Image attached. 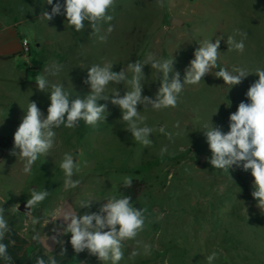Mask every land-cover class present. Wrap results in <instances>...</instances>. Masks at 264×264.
Masks as SVG:
<instances>
[{
	"label": "rangeland",
	"instance_id": "rangeland-1",
	"mask_svg": "<svg viewBox=\"0 0 264 264\" xmlns=\"http://www.w3.org/2000/svg\"><path fill=\"white\" fill-rule=\"evenodd\" d=\"M57 2L64 4V0H53V5ZM53 5L42 2L31 23V55L28 64H23L28 83L18 73L0 81V137L8 141L0 155V207L5 209L8 225L14 214L26 215L31 209L34 219H40L60 201L83 215L97 212L106 203L102 199L119 198V185L131 175L96 169L100 160L107 164L109 159H127L128 164L137 165L174 156L144 176H131L143 179L140 200L150 210L144 213V230L135 240L124 242V255L118 264H208L206 258L213 252L217 257L212 264H264V210L252 196L254 178L242 167L233 166L229 173L213 168L202 132L211 124L224 133L230 130V114L237 111L240 102H248L246 92L258 80L255 70L264 69V0H115V9L110 11L114 19L109 22L113 30L107 32L109 23L102 24L100 34L107 37L104 42L88 22L84 30L75 31L63 9L50 21L40 17L44 11L50 13ZM184 14L188 23L183 25ZM173 18L181 22L174 23ZM238 33H246V38ZM38 36L45 41L42 49L37 47ZM229 36L237 42L243 39L242 52L227 43ZM216 39L221 40L219 67L199 84H185L176 107L155 110L137 106L140 116L146 118L140 126L153 129L151 145L145 147L132 139L119 107L98 101L107 104L105 122H98L88 133L78 132V125L54 128L53 147L37 159L31 172H24L26 161L19 154H11L14 133L29 102H35L46 117L52 84L63 85L70 99L83 98L90 90L84 83L88 68L111 63L113 71L119 72L131 62H142L148 53L157 59L174 57V70L183 81L195 49L204 41L214 43ZM54 64L59 65L55 75L49 71ZM220 67L229 72L239 67L253 74L231 86L215 77ZM143 71L142 95L155 98L160 86L158 73L150 65ZM39 75L48 81L45 92L36 87ZM128 76L131 78L130 72ZM117 89L122 96L131 87L110 82L105 94ZM160 127L172 133V139L161 133ZM163 148L167 151L162 153ZM65 153H71L80 165L72 177L80 184L68 190L59 167ZM32 190H47L49 195L23 212L21 207L27 205ZM85 199L93 200L92 206L79 208ZM145 245H150V250L145 251ZM134 250L139 255L130 258ZM105 263L112 264L110 260Z\"/></svg>",
	"mask_w": 264,
	"mask_h": 264
},
{
	"label": "clouds",
	"instance_id": "clouds-1",
	"mask_svg": "<svg viewBox=\"0 0 264 264\" xmlns=\"http://www.w3.org/2000/svg\"><path fill=\"white\" fill-rule=\"evenodd\" d=\"M46 3L53 5V0H46ZM62 9L68 25L74 27L75 31L84 30L85 22H88L99 40L106 41V35L100 33L102 24L114 19L110 11L115 9V0H64L63 5L57 2L52 6L50 13L44 11L40 17L50 21L54 16L61 14ZM112 30L109 23L107 32L110 33ZM238 34L244 38L247 35L246 33ZM227 43L241 52L245 47L243 39L237 42L234 36H229ZM220 44V39H216L214 43L202 42L194 51V59L186 68L183 81H181L180 73L174 70V57L157 59L152 53H148L142 62L139 60L131 62L127 68H122L119 72L113 71L111 63H105L103 66L97 64L88 68L84 83L89 85L90 90L83 98L77 96L70 99L63 85L52 84L46 117L35 102H29L22 122L14 133V149L11 154L14 156L19 154L26 161L24 172H31L32 165L37 159L41 155H46L53 147L56 135L54 128L61 125L74 128L81 120L92 127H96L100 121L105 122L108 115H105L108 113L107 104H101L98 101H110L112 105L119 107L121 120L127 123L126 130L131 133L132 139L145 147L151 145L149 136L153 129L146 124L140 126L146 118L140 116L137 106L143 105L144 108L150 106L155 110L176 107L185 84H199L206 74H210L213 69L219 67L217 61ZM145 65H150L151 69H155L158 73L160 86L155 98L142 95L144 85L142 81L146 79L143 71ZM49 71L55 75L59 71V65L50 66ZM129 72L131 78L128 76ZM249 74L253 73L239 67L233 72L220 67L215 77L222 78L225 84L235 86ZM254 74L258 76V80L246 92L248 102H240L237 111L229 116L230 130L224 133L219 126L211 124V127L205 125V130L202 132L211 151L209 163L213 168L222 169L227 173L233 166L242 167L246 172L250 170L254 178L252 196L258 201V207L264 210V69L257 68ZM35 79L37 89L45 92L49 86L46 77L39 75ZM110 82L116 85L126 83L131 90L125 91L122 96L118 89L113 94L106 95L105 89ZM159 131L172 139V133L166 132L164 127H160ZM165 151H167L166 148L161 150L162 153ZM59 167L65 176V190L76 188L80 181L73 180L72 177L75 172H79L80 165L74 160L73 155L65 153ZM132 186V177H124V187ZM48 195L47 190H32L31 198L27 200L26 206L31 209L45 200ZM102 200L106 203L102 204L97 212L79 215L75 209L71 212L62 210L58 217H62L65 234H71L70 243L75 253L79 254L87 250L98 260H110L112 264H118L124 255L122 251L124 242L135 240L144 230V213L147 210L135 208L131 203L132 197L127 195L120 198L111 196ZM93 202L91 199L82 200L79 208H90ZM4 211L5 209L0 207V240L9 230ZM144 247L145 251L150 250V245ZM137 255L139 252L134 250L130 258ZM0 257L5 260L11 259L7 254V245L4 243H0ZM216 257L215 252L210 254L206 258L208 264H212ZM38 264H44V261L40 259ZM50 264H56L54 257H50Z\"/></svg>",
	"mask_w": 264,
	"mask_h": 264
},
{
	"label": "crops",
	"instance_id": "crops-1",
	"mask_svg": "<svg viewBox=\"0 0 264 264\" xmlns=\"http://www.w3.org/2000/svg\"><path fill=\"white\" fill-rule=\"evenodd\" d=\"M42 2L45 3L46 0H0V81L18 73L28 83V75L23 68L31 55L28 34ZM182 22L183 25L188 23L187 15L184 14ZM24 40L28 42V51L24 49ZM44 43V39L38 36L37 47L42 49ZM66 205L64 201H60L53 211L37 220L34 219L32 209L26 215L14 214L9 230L0 240V243L7 245V254L11 259L0 257V264H38L40 259L44 264H50V257L55 258L56 264H106L90 255L87 250L75 253L70 243L71 234H65L63 223L57 218ZM52 235L56 237L55 246L48 250L42 242Z\"/></svg>",
	"mask_w": 264,
	"mask_h": 264
},
{
	"label": "trees",
	"instance_id": "trees-1",
	"mask_svg": "<svg viewBox=\"0 0 264 264\" xmlns=\"http://www.w3.org/2000/svg\"><path fill=\"white\" fill-rule=\"evenodd\" d=\"M110 123H107V127H109ZM104 127V126H103ZM95 127L86 125L83 120H81L78 123V132H92L94 131ZM8 141L2 137H0V155L2 154L3 150L7 147ZM174 156H161L160 158L146 164H137V165H130L127 163V159H123L122 161L115 162L114 160L109 159L106 163L102 162L101 160L96 163V169H104L106 170H114L122 174L131 175V176H144L148 172L151 171V169L162 163L163 161L172 159ZM102 162L105 166H102L100 164ZM143 179H133V186L131 188L124 187V183H121L118 187L117 194L120 197L127 195L131 196L132 200L131 203L135 208L138 209H146L147 213L150 209L143 204V202L140 200V195L143 190Z\"/></svg>",
	"mask_w": 264,
	"mask_h": 264
},
{
	"label": "water",
	"instance_id": "water-1",
	"mask_svg": "<svg viewBox=\"0 0 264 264\" xmlns=\"http://www.w3.org/2000/svg\"><path fill=\"white\" fill-rule=\"evenodd\" d=\"M173 22H174V23H178V22H181V20L174 19ZM62 210H64V211H68V212L73 211V209H72L71 207H69V206H64V207L62 208ZM62 210H61V211H62ZM21 211H23V212H28V211H29V208H28L27 206H23V207H21ZM61 211H60V212H61ZM60 212H59V214H60ZM59 214H58V215H59ZM58 220H59L60 222L64 223L63 220H62V217H61V218L58 217ZM55 239H56V237H55L54 235L49 236V237H47V238H45V239L43 240L42 244H43L48 250H52V249L54 248V246H55Z\"/></svg>",
	"mask_w": 264,
	"mask_h": 264
},
{
	"label": "built area",
	"instance_id": "built-area-1",
	"mask_svg": "<svg viewBox=\"0 0 264 264\" xmlns=\"http://www.w3.org/2000/svg\"><path fill=\"white\" fill-rule=\"evenodd\" d=\"M23 45H24V49H25L26 51H28V42L24 40Z\"/></svg>",
	"mask_w": 264,
	"mask_h": 264
}]
</instances>
